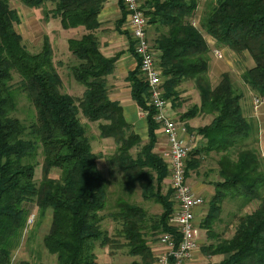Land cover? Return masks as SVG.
I'll return each mask as SVG.
<instances>
[{"label": "trees", "instance_id": "obj_1", "mask_svg": "<svg viewBox=\"0 0 264 264\" xmlns=\"http://www.w3.org/2000/svg\"><path fill=\"white\" fill-rule=\"evenodd\" d=\"M19 1L30 8L51 3L55 6L49 13L59 19L62 29H84L79 37L67 40V49L77 60L68 73L84 90L80 96L64 90L49 38L43 37L38 52H29L15 29L20 21L17 10L9 0H0V264H11L12 251L27 227L28 203L35 204L38 217L51 212L42 241L47 252L56 256V264H98L96 243L101 247L111 242L118 245L101 228L108 181L96 167L98 157L80 115L99 123L100 138L115 142V153L106 158V163L120 171L121 187L127 196L139 188L142 199L162 207L161 214L152 217L142 206L118 197L116 211L109 214L121 223L119 234L127 253L139 257L131 264H154L156 258L144 230L150 228L161 234L175 231L169 223L173 205L170 192L162 191L168 171L154 152L158 126L152 119L153 110L146 106L148 86L138 67L126 79L139 110H149L144 144L139 146L141 139L125 121L119 103L109 99L106 77L113 72L118 56L106 57L94 33L100 26L98 15L105 0ZM118 1L121 24L126 13ZM204 1L198 16L199 0H140L147 19V39L164 78V98L173 107H180L179 85L192 81L196 89L198 103L179 118L192 119L201 114L211 118L197 128L185 124L205 142L190 152L185 162L186 176L198 168L201 155L214 153L217 157L219 180L213 183L214 194L200 227L209 232L227 199L240 200L239 210L258 202L252 211L237 217L230 238L203 246L202 251L227 255L215 264H264V159L257 147V123L243 115V95L234 88L229 73L221 74L217 82L211 81L208 66L215 48L207 41L210 37L234 53L247 52L254 64L242 72L241 80L256 97L264 98V0ZM44 12L46 16L48 11ZM149 27L155 33L152 38L148 36ZM13 74L20 78L18 90L35 110V119L27 125L11 116L16 109ZM133 148L137 149L135 154L130 152ZM39 153L41 178L36 182L35 159ZM54 169L59 171L56 178L50 176ZM18 264L31 263L21 260Z\"/></svg>", "mask_w": 264, "mask_h": 264}, {"label": "rangeland", "instance_id": "obj_2", "mask_svg": "<svg viewBox=\"0 0 264 264\" xmlns=\"http://www.w3.org/2000/svg\"><path fill=\"white\" fill-rule=\"evenodd\" d=\"M10 6L12 8H18L19 0H9ZM204 0H199V8H198V16L201 15L202 10L204 8ZM55 5L51 3H47L45 7L40 8H33L28 9L26 7H22L20 9V21L19 23L15 25L16 32L21 35L22 42L26 49L31 52L35 53L38 52L43 43V37L46 35L50 43L52 45V48L54 50V61L59 64V73L62 75L64 80V85L62 86L64 90H67L68 92H71L75 96H80L84 90V87L80 84H78L73 78L69 75V67L76 64L77 60L74 59V56L68 54L66 52L67 49V40L69 38L79 37L81 33H79L75 29H62L60 26L59 19L56 17H53L52 14H50V10ZM28 7V6H27ZM48 11V14L45 16V12ZM126 15L127 12L125 11ZM125 15V16H126ZM153 35H155L154 30L149 27L148 29V36L149 38H152ZM68 51V49H67ZM222 52V51H221ZM215 57V56H214ZM217 58V57H216ZM221 58H223V53ZM218 58V59H221ZM20 81V78L18 75L13 74V80L12 85L15 91V99H16V109L12 113L11 116L17 117L20 119L24 124H29L32 120L35 119V110L32 106V104L26 99L25 95L20 92L17 88L18 83ZM212 81V79H211ZM214 82V81H213ZM178 90L180 92V102L181 106L179 108L182 109V111H185L187 108L198 103L199 98L198 95H196V89L192 83V81H184L182 82ZM178 102V101H176ZM175 102V103H176ZM172 107V102H171ZM170 107V108H171ZM174 108H177L174 107ZM170 113V109L168 110ZM171 111H173V108H171ZM179 115V113H178ZM80 120L85 126V131L87 136L89 137L90 144L92 151L97 155L99 159V165L102 170L103 176L108 181V202L107 206H105V210L102 211L100 214L103 216V220L101 222V228L105 230L108 234V236H111L115 244H112V242L107 245V247H101L98 243H96V248L94 251L98 253V259L99 262H102V264H109L108 256H113V253L109 250H115L120 249L121 251L118 254V256L115 258V264H129L130 261H128V257H125L126 250L124 249L123 243L125 240L118 235V229L119 224L116 223L112 216L109 215L116 211V202L118 197L124 198L134 204L142 206L145 210L148 211L149 215L154 217L158 216L162 212V207L155 203L154 201H148L142 199L140 195V189L137 188L133 195L127 196V194L123 191L121 187V173L118 170V168L109 166L106 163V158L113 153H115L116 144L113 141V139H102L99 137V129H98V122H89L87 119H85L83 116L80 115ZM145 142H141L139 146L144 144ZM157 143V140H156ZM189 146L194 150L195 147H192V145L189 144ZM137 149L133 148L132 154H135ZM191 150V151H192ZM214 154V153H211ZM216 154L212 157L205 158L203 155H201V162L197 169L191 170L188 172L187 182L191 187L192 179H205L208 178L215 179L216 173L213 172V169H215L216 166ZM190 158V156H189ZM36 161V168H35V175L34 179L36 182H38L41 178V165H42V156L40 153L38 154ZM207 168V170H205ZM209 168V169H208ZM168 171V169H167ZM198 174H195V173ZM59 171L54 169L51 171L50 176L52 177H58ZM218 175V174H217ZM169 171L167 178L169 180ZM202 177V178H201ZM218 180H219V176ZM217 181V180H216ZM162 191L170 192V200L172 202V210L174 206V202L172 200V189L171 187H167L166 184L163 183ZM228 201V199H227ZM226 203V201H225ZM30 213L29 216H32V221L28 223V226L25 228V230L22 233L21 240L19 246L12 251V259L11 264H18L21 260H27L31 264H56V256L51 255L47 252L43 245V236L47 233L50 222H51V212L48 210L45 214V216L38 217L37 208L34 203H28L27 204ZM228 211V203L225 207V211ZM224 211V212H225ZM172 213V212H171ZM171 215V214H170ZM145 232V238L148 240L149 243L151 242H157L158 237L160 236V232H153L150 228H147L144 230ZM112 240V241H113ZM139 259V258H138ZM134 260V259H132Z\"/></svg>", "mask_w": 264, "mask_h": 264}, {"label": "crops", "instance_id": "obj_3", "mask_svg": "<svg viewBox=\"0 0 264 264\" xmlns=\"http://www.w3.org/2000/svg\"><path fill=\"white\" fill-rule=\"evenodd\" d=\"M15 8L20 15V9L22 7L30 8L23 5L20 1ZM20 8V9H19ZM33 9V8H30ZM20 17V16H19ZM122 12L121 7L118 0H105L102 6V9L98 15V21L100 23L99 28L95 30V35L98 40L100 51L106 57H113L118 56L115 62V68L113 72L107 75V87L109 90V99L112 101H116L122 108L123 116L125 121L131 125L132 130L139 135L141 142H146L148 138V125L146 121V117L141 116L139 112V108L136 102L131 97V90L129 86V82L127 81V76L129 72L134 71L137 68V60L134 57L131 47V35L130 31L128 30L127 26V16L121 24H119V20H121ZM79 33L83 34L85 31L83 28L75 29ZM68 40V39H66ZM208 44L213 46L216 50L222 51L223 58L218 59L211 55L210 62H209V76L212 81L217 82L223 73H229L232 79V83L234 88L238 89L242 92V98L240 100V107L244 116L248 118H252L256 121L258 127V140L259 144V151L261 156L264 159V104H261L256 110L253 106V99L257 96L254 91H252L247 85H245L241 80V74L245 69H248L253 66L254 62L250 55L247 52L242 53H234L233 51L229 50L226 47H222L218 45L212 38L207 37ZM52 46V45H51ZM67 46V45H66ZM66 52L69 54V51ZM71 55V54H70ZM197 103V102H196ZM171 104V103H170ZM171 105L168 109H170V116L173 119L174 123L177 125H184L187 124L192 128H197L204 124L210 122L211 118L207 115H198L192 119H184L181 120L179 118L180 114L183 113L182 109L179 110L180 107L174 108L171 111ZM169 112V111H168ZM179 113V115H178ZM157 143L154 147V152L160 156L159 150L162 148L161 142V131L156 128L154 131ZM193 136V137H192ZM181 137L186 141L187 145H192L195 147L194 149L200 148L205 142L200 139L194 132H190L186 129V132L183 134L181 132ZM104 140L109 138H102ZM214 154L203 156L205 158L212 157ZM216 157V156H215ZM97 166L99 171L102 173V170L99 165V159L97 158ZM209 169V168H208ZM213 172L216 173L215 179L208 178L207 180L200 179H192L191 188L193 192L202 196L204 198V203L200 205L195 210V218L194 222L199 227L201 222L205 218L209 208V201L214 194V186L213 183L218 180L217 175V166H215ZM207 170V168H205ZM191 171V170H190ZM195 171V170H194ZM195 174H198L197 172ZM103 175V174H102ZM202 178V177H201ZM166 184L167 187H170V180L167 178L163 182ZM222 204V212L217 219L211 223L210 230L207 232V229H201L200 236L198 238V246L192 252L191 256L183 262V264H215L219 263L221 260L225 259L227 255L223 254H205L202 251L203 246H207L210 244H215L219 240L228 239L230 238L235 230V226L237 223V217L243 213H248L252 211L258 204V202H254L245 209L239 210L240 200L231 199L225 200ZM228 203V211H225V207ZM225 211V212H224ZM119 224L118 235L122 237L119 232L121 229L120 221H115ZM110 238H112L110 236ZM123 238V237H122ZM114 239V238H113ZM124 239V238H123ZM125 242L123 243V245ZM148 246L156 258L158 253L161 251L162 246L158 244V242H148ZM126 250L125 257H128L129 264L132 261L139 260L138 256H130L127 253V247L124 246ZM113 253V256H108V263L115 264V258L121 251L120 249L109 250ZM98 264H102L99 262L98 253L95 251ZM134 259V260H132ZM155 263V262H154Z\"/></svg>", "mask_w": 264, "mask_h": 264}, {"label": "built area", "instance_id": "obj_4", "mask_svg": "<svg viewBox=\"0 0 264 264\" xmlns=\"http://www.w3.org/2000/svg\"><path fill=\"white\" fill-rule=\"evenodd\" d=\"M127 12V26L133 41V54L141 79L148 86L146 106L153 110L152 119L161 131L162 148L159 150L161 159L169 171L170 187L172 189L173 210L169 223L175 229L174 233H164L158 237L162 246L154 264H183L198 246L200 227L195 224V210L204 203V198L195 192L187 182L186 163L192 150L181 137L186 132L184 125H177L168 113L170 100L164 98L161 70L157 66L156 53L151 49L147 39V19L140 0H121ZM195 25V23H193ZM213 55L221 58L222 53L216 49ZM264 104V98L254 97L253 106L256 110ZM146 117L149 110H139ZM193 137V136H192ZM32 221L28 217L27 225Z\"/></svg>", "mask_w": 264, "mask_h": 264}]
</instances>
